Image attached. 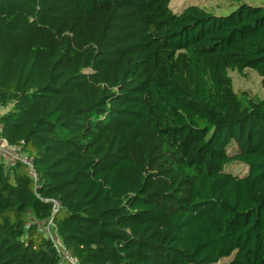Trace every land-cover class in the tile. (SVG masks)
Masks as SVG:
<instances>
[{"label": "trees", "instance_id": "16d2710c", "mask_svg": "<svg viewBox=\"0 0 264 264\" xmlns=\"http://www.w3.org/2000/svg\"><path fill=\"white\" fill-rule=\"evenodd\" d=\"M246 69L264 78V5L0 0V135L35 171L0 159V264H58L49 218L79 264H264Z\"/></svg>", "mask_w": 264, "mask_h": 264}, {"label": "rangeland", "instance_id": "374dc122", "mask_svg": "<svg viewBox=\"0 0 264 264\" xmlns=\"http://www.w3.org/2000/svg\"><path fill=\"white\" fill-rule=\"evenodd\" d=\"M246 3L250 5H264V0H170L173 11H180L190 4L204 7L214 14L224 15L233 10L238 4ZM245 74L236 71L229 72L233 89L235 91H245L250 95L264 97V78L252 70H244ZM234 147H229L228 151L233 152ZM225 171L233 175L241 176L246 173L247 167L238 162H231L225 166ZM230 257L223 258L215 264H225Z\"/></svg>", "mask_w": 264, "mask_h": 264}, {"label": "built area", "instance_id": "2783aa9c", "mask_svg": "<svg viewBox=\"0 0 264 264\" xmlns=\"http://www.w3.org/2000/svg\"><path fill=\"white\" fill-rule=\"evenodd\" d=\"M0 159L4 160L5 162H19L23 164L31 177L33 179L35 178L32 157L28 153L23 152L19 147L9 144L1 135ZM30 223L31 222H27L25 227H28ZM37 229L43 231L45 236L52 241L55 251L58 255V264H79V261L62 245L60 239L57 236L54 224L50 218L44 221L42 224H37Z\"/></svg>", "mask_w": 264, "mask_h": 264}, {"label": "crops", "instance_id": "0c3cea01", "mask_svg": "<svg viewBox=\"0 0 264 264\" xmlns=\"http://www.w3.org/2000/svg\"><path fill=\"white\" fill-rule=\"evenodd\" d=\"M0 112H2V110H0Z\"/></svg>", "mask_w": 264, "mask_h": 264}]
</instances>
